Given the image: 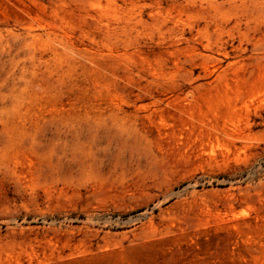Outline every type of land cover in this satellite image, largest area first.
<instances>
[{"label":"rangeland","instance_id":"374dc122","mask_svg":"<svg viewBox=\"0 0 264 264\" xmlns=\"http://www.w3.org/2000/svg\"><path fill=\"white\" fill-rule=\"evenodd\" d=\"M0 264H264V0H0Z\"/></svg>","mask_w":264,"mask_h":264}]
</instances>
